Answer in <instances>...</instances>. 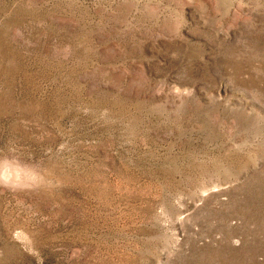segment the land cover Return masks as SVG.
Listing matches in <instances>:
<instances>
[{
	"label": "rangeland",
	"instance_id": "374dc122",
	"mask_svg": "<svg viewBox=\"0 0 264 264\" xmlns=\"http://www.w3.org/2000/svg\"><path fill=\"white\" fill-rule=\"evenodd\" d=\"M0 264H264V0H0Z\"/></svg>",
	"mask_w": 264,
	"mask_h": 264
}]
</instances>
